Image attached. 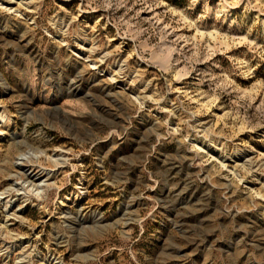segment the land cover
I'll return each instance as SVG.
<instances>
[{
	"label": "rangeland",
	"instance_id": "1",
	"mask_svg": "<svg viewBox=\"0 0 264 264\" xmlns=\"http://www.w3.org/2000/svg\"><path fill=\"white\" fill-rule=\"evenodd\" d=\"M0 264H264V0H0Z\"/></svg>",
	"mask_w": 264,
	"mask_h": 264
},
{
	"label": "bare ground",
	"instance_id": "2",
	"mask_svg": "<svg viewBox=\"0 0 264 264\" xmlns=\"http://www.w3.org/2000/svg\"><path fill=\"white\" fill-rule=\"evenodd\" d=\"M23 159V158H22ZM33 174V173H32ZM30 175V179H32L33 180V182L36 180V179H38V176H37V174L36 175ZM42 184V183H41ZM39 186H41V185H39Z\"/></svg>",
	"mask_w": 264,
	"mask_h": 264
}]
</instances>
